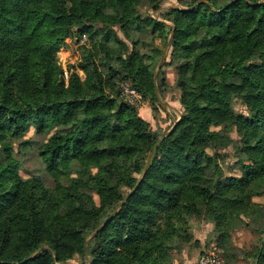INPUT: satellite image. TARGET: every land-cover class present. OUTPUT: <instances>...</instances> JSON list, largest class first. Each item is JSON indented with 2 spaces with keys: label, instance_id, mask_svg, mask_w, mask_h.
Listing matches in <instances>:
<instances>
[{
  "label": "trees",
  "instance_id": "trees-1",
  "mask_svg": "<svg viewBox=\"0 0 264 264\" xmlns=\"http://www.w3.org/2000/svg\"><path fill=\"white\" fill-rule=\"evenodd\" d=\"M141 3L155 9L160 0H0V144L30 128L49 133L39 156L55 181L50 190L21 177L20 160L0 146V264L76 255L85 264H171L190 217L214 223L221 244L227 222L263 217L252 199L264 196V0H190L163 15L183 112L160 135L119 101L121 82L151 104L164 84L163 66L154 79L161 49L141 52L139 35L168 27L133 15ZM65 39L81 43L66 83L56 55ZM229 147L241 174L227 180L217 155ZM255 258L264 264L263 246Z\"/></svg>",
  "mask_w": 264,
  "mask_h": 264
},
{
  "label": "rangeland",
  "instance_id": "rangeland-1",
  "mask_svg": "<svg viewBox=\"0 0 264 264\" xmlns=\"http://www.w3.org/2000/svg\"><path fill=\"white\" fill-rule=\"evenodd\" d=\"M62 1L64 2V0ZM189 2L190 0H160L159 6L155 9L148 6L146 3H141L132 10V14L139 15L141 19L151 17L164 22L168 27L163 36H159L157 33L151 35L148 31L147 33L139 35V37L147 43V45L141 46V52L151 53L152 47L154 46L161 49V54L156 58L154 64V74L156 76H158L160 68L163 66L161 71L164 84L159 94L161 102L151 104L148 99H144L142 104L136 108L138 115L144 119V117H142L145 115L143 106L146 104L150 115L148 114L149 121L144 120L149 123L150 129L158 135L168 132L179 120L183 112V108L179 103L180 91L175 87L176 71L173 67L165 64L169 63L172 51L170 47V28L172 24L169 20L163 18V15L171 8L185 9V7L182 6H185L186 3ZM118 35L122 37V33L119 32ZM64 43L65 46H61L63 49H60L61 47L57 49V57H60L64 61L67 60V64L73 61L76 62L79 58L80 41L70 39L69 41L64 40ZM83 43L87 42L83 41ZM164 52L165 56H163ZM80 75L81 78H83V74ZM233 109L236 113H246V108L240 100H235ZM29 118H31V115H29ZM229 134L233 140H238L237 132L234 129ZM48 137L49 133L37 134L30 128L22 138L17 140H6L2 142L0 146L4 147L8 152H13L15 157L20 160L21 166L19 174L21 177H39L43 180L48 189L54 190L55 181L45 172L44 165L39 156L40 146L47 142ZM210 152L213 154L215 153L212 150ZM217 158L220 165V172L225 179L230 180L233 176H239L241 174L237 169L234 171L231 170V167L236 168V166H234L235 160L232 147L220 150ZM138 179L139 174L133 173L132 179L122 188V192L124 194L127 193ZM91 195L95 203L98 204V198L93 190H91ZM252 200L255 203L264 205V196L254 197ZM75 204L82 207L84 202L76 201ZM262 212L264 213V211ZM262 216L263 217L260 218L261 220L254 217L250 221L247 217L241 215V221L237 220L234 226L227 222L225 229L228 231L229 235L227 242L223 244H221L218 238V232L215 230L214 223L203 217H190L185 232L186 240L178 249L172 251L171 264H193L201 254H205L214 248L219 256L220 264H256L255 255L257 250L263 246L264 252V214ZM97 225L98 223H95L90 227L89 231H93L92 234L98 228ZM59 264H85V262L76 255L65 263Z\"/></svg>",
  "mask_w": 264,
  "mask_h": 264
},
{
  "label": "built area",
  "instance_id": "built-area-1",
  "mask_svg": "<svg viewBox=\"0 0 264 264\" xmlns=\"http://www.w3.org/2000/svg\"><path fill=\"white\" fill-rule=\"evenodd\" d=\"M65 40L69 41V39ZM60 49H63V47ZM58 59L62 65V78L66 83L68 79V71L66 68L67 60L64 61L60 57H58ZM119 101L130 107L138 108L142 104L143 98L129 82L124 81L119 85ZM193 264H220V259L214 248L205 254H201V256Z\"/></svg>",
  "mask_w": 264,
  "mask_h": 264
},
{
  "label": "water",
  "instance_id": "water-1",
  "mask_svg": "<svg viewBox=\"0 0 264 264\" xmlns=\"http://www.w3.org/2000/svg\"><path fill=\"white\" fill-rule=\"evenodd\" d=\"M163 56H165V52H164V55ZM163 59H164V57H163ZM156 75H154V79H156ZM155 96H156V98H157V100H158V102L160 103L161 101H160V99H159V97H158V95H157V92H156V90H155ZM174 126V125H173ZM173 128V127H172ZM172 128L166 133V134H168L171 130H172ZM127 198V197H126ZM126 198L118 205V207H120L124 202H125V200H126ZM117 207V208H118ZM105 224V222H103L97 229H96V231L93 233V234H96L97 233V231L98 230H100L101 228H102V226ZM45 248L43 247V248H40L37 252H40V251H42V250H44ZM84 253H85V255H86V249H84Z\"/></svg>",
  "mask_w": 264,
  "mask_h": 264
},
{
  "label": "crops",
  "instance_id": "crops-1",
  "mask_svg": "<svg viewBox=\"0 0 264 264\" xmlns=\"http://www.w3.org/2000/svg\"><path fill=\"white\" fill-rule=\"evenodd\" d=\"M145 106H146V104H144V106H143V109L145 110V115L142 117H144L145 120L149 121L148 120V114L150 115V113L148 112L147 106L146 107Z\"/></svg>",
  "mask_w": 264,
  "mask_h": 264
}]
</instances>
